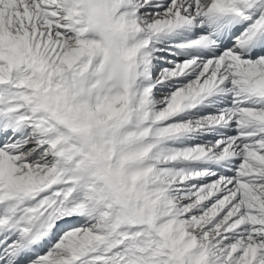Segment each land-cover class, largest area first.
<instances>
[{"label":"snow or ice","instance_id":"snow-or-ice-1","mask_svg":"<svg viewBox=\"0 0 264 264\" xmlns=\"http://www.w3.org/2000/svg\"><path fill=\"white\" fill-rule=\"evenodd\" d=\"M0 264H264V0H0Z\"/></svg>","mask_w":264,"mask_h":264}]
</instances>
